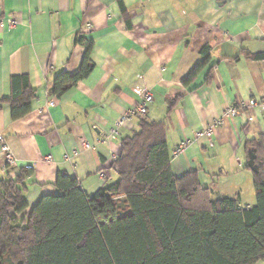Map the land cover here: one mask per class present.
Returning a JSON list of instances; mask_svg holds the SVG:
<instances>
[{
	"label": "crops",
	"instance_id": "1",
	"mask_svg": "<svg viewBox=\"0 0 264 264\" xmlns=\"http://www.w3.org/2000/svg\"><path fill=\"white\" fill-rule=\"evenodd\" d=\"M77 38L92 44V70L54 96L55 78L81 65L85 46ZM203 49L209 59L190 78ZM246 54H264V0H0V100L10 97L12 77L26 76L36 90L20 119L0 108L14 172L32 170L26 213L42 197L59 195V174L78 180L88 197L116 180L114 158L139 119L116 123L143 89L153 97L145 119L165 127L172 174L195 171L214 198L255 207L245 147L264 135V118L250 107L233 118L224 114L252 97L264 104V61Z\"/></svg>",
	"mask_w": 264,
	"mask_h": 264
},
{
	"label": "trees",
	"instance_id": "2",
	"mask_svg": "<svg viewBox=\"0 0 264 264\" xmlns=\"http://www.w3.org/2000/svg\"><path fill=\"white\" fill-rule=\"evenodd\" d=\"M85 46L79 69L62 73L51 94L60 96L92 70ZM202 61L193 77L208 61ZM264 61V54L245 55ZM36 97L26 76L11 78V94L0 100L12 120L29 113ZM255 149L251 172L257 205L241 208L238 198H214L197 172L175 177L161 122L139 119L137 130L121 142L113 161L117 178L93 196L78 180L59 174L57 196H44L26 213L25 180L0 175V264H257L264 263V135L246 142Z\"/></svg>",
	"mask_w": 264,
	"mask_h": 264
},
{
	"label": "built area",
	"instance_id": "3",
	"mask_svg": "<svg viewBox=\"0 0 264 264\" xmlns=\"http://www.w3.org/2000/svg\"><path fill=\"white\" fill-rule=\"evenodd\" d=\"M10 25H14V20H9ZM138 103L128 109L117 121L116 126L122 127L126 126L127 124H130L134 119H142L147 116L148 108L150 104L153 102L152 94L149 90L143 89L138 94ZM52 104V102L50 103ZM250 107L255 108L258 110V112L261 114V116L264 118V104L260 101H257L253 97L248 99L245 102H238L233 105H231L226 111L225 116L226 117H236L240 114L242 109ZM249 121L252 120L251 117L248 118ZM221 121L217 120L211 123L204 131V134L208 137L211 136L212 131L215 127L220 125ZM109 138V137H108ZM190 144L189 141L182 142L180 145L172 152L173 156H177L181 154L186 147ZM83 146L88 148L89 145L87 143H83ZM115 160V158H114ZM15 169H16V159L14 158L8 144L6 143L3 136L0 135V174H6L8 178H12L15 175ZM101 177H104L103 173H100Z\"/></svg>",
	"mask_w": 264,
	"mask_h": 264
},
{
	"label": "water",
	"instance_id": "4",
	"mask_svg": "<svg viewBox=\"0 0 264 264\" xmlns=\"http://www.w3.org/2000/svg\"><path fill=\"white\" fill-rule=\"evenodd\" d=\"M246 156H247V167L250 170V172H257L258 171V167L255 164V149L254 148H249L246 152ZM263 171H264V161H263Z\"/></svg>",
	"mask_w": 264,
	"mask_h": 264
},
{
	"label": "rangeland",
	"instance_id": "5",
	"mask_svg": "<svg viewBox=\"0 0 264 264\" xmlns=\"http://www.w3.org/2000/svg\"><path fill=\"white\" fill-rule=\"evenodd\" d=\"M257 264H264L263 262H258Z\"/></svg>",
	"mask_w": 264,
	"mask_h": 264
}]
</instances>
